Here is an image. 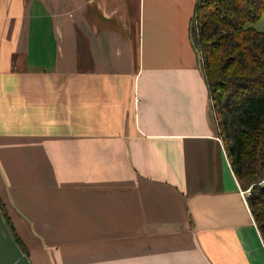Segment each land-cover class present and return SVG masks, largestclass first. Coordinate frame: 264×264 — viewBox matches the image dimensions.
Masks as SVG:
<instances>
[{
	"label": "crops",
	"instance_id": "1",
	"mask_svg": "<svg viewBox=\"0 0 264 264\" xmlns=\"http://www.w3.org/2000/svg\"><path fill=\"white\" fill-rule=\"evenodd\" d=\"M195 4L0 0V199L33 264H264Z\"/></svg>",
	"mask_w": 264,
	"mask_h": 264
},
{
	"label": "trees",
	"instance_id": "2",
	"mask_svg": "<svg viewBox=\"0 0 264 264\" xmlns=\"http://www.w3.org/2000/svg\"><path fill=\"white\" fill-rule=\"evenodd\" d=\"M264 0H196L191 37L202 67L219 135L264 240ZM5 220L22 250L0 199Z\"/></svg>",
	"mask_w": 264,
	"mask_h": 264
},
{
	"label": "water",
	"instance_id": "3",
	"mask_svg": "<svg viewBox=\"0 0 264 264\" xmlns=\"http://www.w3.org/2000/svg\"><path fill=\"white\" fill-rule=\"evenodd\" d=\"M199 54L200 68L202 67V56ZM0 264H33L30 256L25 253L15 237L13 236L3 215L0 203Z\"/></svg>",
	"mask_w": 264,
	"mask_h": 264
},
{
	"label": "rangeland",
	"instance_id": "4",
	"mask_svg": "<svg viewBox=\"0 0 264 264\" xmlns=\"http://www.w3.org/2000/svg\"><path fill=\"white\" fill-rule=\"evenodd\" d=\"M256 27L260 30L264 29V17H262L257 23Z\"/></svg>",
	"mask_w": 264,
	"mask_h": 264
},
{
	"label": "built area",
	"instance_id": "5",
	"mask_svg": "<svg viewBox=\"0 0 264 264\" xmlns=\"http://www.w3.org/2000/svg\"><path fill=\"white\" fill-rule=\"evenodd\" d=\"M250 192H251L250 188L242 189V194L245 197V199H247V201H248V196L250 195Z\"/></svg>",
	"mask_w": 264,
	"mask_h": 264
}]
</instances>
